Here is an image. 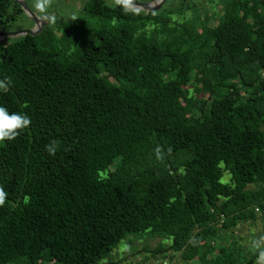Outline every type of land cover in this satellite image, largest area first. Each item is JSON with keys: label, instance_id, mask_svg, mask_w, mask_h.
Listing matches in <instances>:
<instances>
[{"label": "trees", "instance_id": "obj_1", "mask_svg": "<svg viewBox=\"0 0 264 264\" xmlns=\"http://www.w3.org/2000/svg\"><path fill=\"white\" fill-rule=\"evenodd\" d=\"M216 4L211 26L186 0H89L74 35L60 19L0 42V107L30 119L0 142V264H102L145 232L240 264L218 244L264 210V0ZM24 15L0 0V34Z\"/></svg>", "mask_w": 264, "mask_h": 264}, {"label": "rangeland", "instance_id": "obj_2", "mask_svg": "<svg viewBox=\"0 0 264 264\" xmlns=\"http://www.w3.org/2000/svg\"><path fill=\"white\" fill-rule=\"evenodd\" d=\"M87 1L89 0H48L47 11L43 13L36 7L37 0H25V3L29 10L45 23L43 27L49 24V26H46L45 31L50 27L52 30L50 33L56 32L57 21L60 19L70 20L73 28L70 34L71 36L75 34V23H78L75 19L78 18L77 15L83 9ZM105 1L109 4H114L116 0ZM134 1L138 3H151L157 0ZM217 1L218 0H214V2H212V0H186V5L197 6V9H199L198 12L202 14L200 17L204 19L206 15H208L211 20V26H214L220 14V7H217L216 4ZM208 3L210 4L208 5ZM164 4L159 10L164 7ZM189 11L190 10L186 12V15L191 16V12ZM96 23V20L89 19L85 15L82 17L81 23H79V25H77L78 27L75 29H79L78 32L84 33L85 35L94 29L97 25ZM15 28L18 29L17 31L38 29L37 25H35L32 19L26 14L15 25ZM57 35L59 36L60 33ZM85 37L86 36H84V39ZM2 43L6 45L5 41ZM75 44L72 46L73 49L76 47ZM221 182L223 184H230V174L227 172L224 173ZM169 244L170 241L167 238L151 235L149 232L141 233L140 235L130 237L125 242L123 241L102 264H197V261L187 263L181 260L178 255H173L172 252L168 250ZM218 245H229L234 251L238 250L240 253V264H247L246 260H248L250 256L259 251H263L253 264H264V210H256L255 219L249 218L241 222L235 229L233 228V230L223 232ZM164 249H166L167 252H158Z\"/></svg>", "mask_w": 264, "mask_h": 264}, {"label": "clouds", "instance_id": "obj_3", "mask_svg": "<svg viewBox=\"0 0 264 264\" xmlns=\"http://www.w3.org/2000/svg\"><path fill=\"white\" fill-rule=\"evenodd\" d=\"M36 7L42 13L46 12L48 0H37ZM29 124L30 119L26 114L9 112L5 107H0V142L13 140L17 136L18 131L28 127ZM2 196L3 191L0 190V197Z\"/></svg>", "mask_w": 264, "mask_h": 264}, {"label": "water", "instance_id": "obj_4", "mask_svg": "<svg viewBox=\"0 0 264 264\" xmlns=\"http://www.w3.org/2000/svg\"><path fill=\"white\" fill-rule=\"evenodd\" d=\"M23 9L24 14L29 16L33 23L37 25V30H25V31H14L4 34H0V42L6 41L8 38H17L27 35L36 36L40 31H42L43 25L45 24L42 20L37 18L27 7L25 0H15ZM124 4L128 9H134L137 11H146L147 13L155 10H159L161 6L166 2V0H157L156 2L151 3H138L134 0H119Z\"/></svg>", "mask_w": 264, "mask_h": 264}]
</instances>
